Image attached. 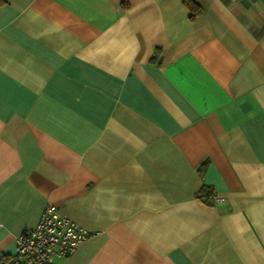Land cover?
Instances as JSON below:
<instances>
[{
	"label": "crops",
	"instance_id": "0c3cea01",
	"mask_svg": "<svg viewBox=\"0 0 264 264\" xmlns=\"http://www.w3.org/2000/svg\"><path fill=\"white\" fill-rule=\"evenodd\" d=\"M192 1L0 0V252L52 204V264H264V0Z\"/></svg>",
	"mask_w": 264,
	"mask_h": 264
},
{
	"label": "built area",
	"instance_id": "2783aa9c",
	"mask_svg": "<svg viewBox=\"0 0 264 264\" xmlns=\"http://www.w3.org/2000/svg\"><path fill=\"white\" fill-rule=\"evenodd\" d=\"M212 199L222 200L216 195ZM87 236L85 228L50 204L43 208L33 227L17 236L14 252H0V264H52L53 255L70 254Z\"/></svg>",
	"mask_w": 264,
	"mask_h": 264
},
{
	"label": "trees",
	"instance_id": "16d2710c",
	"mask_svg": "<svg viewBox=\"0 0 264 264\" xmlns=\"http://www.w3.org/2000/svg\"><path fill=\"white\" fill-rule=\"evenodd\" d=\"M185 3L191 9L190 17L193 18L196 15V13H198L199 10H200L199 7H198V5L196 3H194L192 0H185ZM200 192H203L205 194L204 196H207V198L210 197V199H212L213 192H211L209 188L202 187V189L200 190Z\"/></svg>",
	"mask_w": 264,
	"mask_h": 264
}]
</instances>
